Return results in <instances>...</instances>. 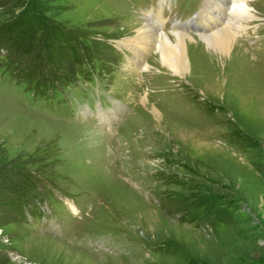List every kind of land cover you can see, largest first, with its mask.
<instances>
[{
  "label": "rangeland",
  "instance_id": "obj_1",
  "mask_svg": "<svg viewBox=\"0 0 264 264\" xmlns=\"http://www.w3.org/2000/svg\"><path fill=\"white\" fill-rule=\"evenodd\" d=\"M22 1L0 0V264L264 253V0L229 58L194 40L184 77L158 52L125 69L159 0H31L19 25ZM206 1L165 0L164 30L198 31Z\"/></svg>",
  "mask_w": 264,
  "mask_h": 264
},
{
  "label": "bare ground",
  "instance_id": "obj_2",
  "mask_svg": "<svg viewBox=\"0 0 264 264\" xmlns=\"http://www.w3.org/2000/svg\"><path fill=\"white\" fill-rule=\"evenodd\" d=\"M248 2L249 0H207L206 7L200 13L205 24L198 26V31H184L174 26V31L167 32L163 28L164 19L160 14L162 7L157 12H143L146 20L144 29L137 30V34L132 37H124L118 41L120 48L129 51L126 59L130 65H126L125 69L133 70L132 67L135 66L137 70L150 71V62L145 63L144 56L148 52H158L165 69L174 75L190 76L193 72L188 47L197 40L219 58H229L237 46L236 38L241 31L246 30L247 23L255 18L254 8L251 9ZM156 112L158 116L157 109Z\"/></svg>",
  "mask_w": 264,
  "mask_h": 264
},
{
  "label": "trees",
  "instance_id": "obj_3",
  "mask_svg": "<svg viewBox=\"0 0 264 264\" xmlns=\"http://www.w3.org/2000/svg\"><path fill=\"white\" fill-rule=\"evenodd\" d=\"M23 3L21 4V6H23V9L21 10V12L18 14V16L15 18V23L19 22V25H24V24H34L37 23L39 20L38 15L36 14L33 5L31 3V0H24L22 1ZM18 25V26H19ZM53 34V40L56 41L57 44L64 42V36L60 33V31L58 29H55ZM56 35V36H54ZM58 46L56 47V51L58 52ZM58 54V53H57ZM59 56V54H58ZM263 249L259 250V251H253L252 255L249 257L250 261H252L249 264H264V257H262V254H264ZM258 253L260 254V256L258 255ZM258 255V256H257ZM257 257H261L259 258V260L255 261V258ZM246 260V259H245ZM255 261V262H254ZM241 263L245 262V261H240ZM244 264V263H243ZM247 264V263H246Z\"/></svg>",
  "mask_w": 264,
  "mask_h": 264
}]
</instances>
